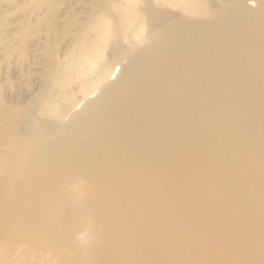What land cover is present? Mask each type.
<instances>
[{"label": "bare ground", "instance_id": "bare-ground-1", "mask_svg": "<svg viewBox=\"0 0 264 264\" xmlns=\"http://www.w3.org/2000/svg\"><path fill=\"white\" fill-rule=\"evenodd\" d=\"M19 1L0 264H264V0Z\"/></svg>", "mask_w": 264, "mask_h": 264}, {"label": "rangeland", "instance_id": "rangeland-1", "mask_svg": "<svg viewBox=\"0 0 264 264\" xmlns=\"http://www.w3.org/2000/svg\"><path fill=\"white\" fill-rule=\"evenodd\" d=\"M64 9H65V7L62 8V10H64ZM0 13L4 14L6 16L7 24L12 23V24H14V26H16L18 24V22H20L24 16V6L19 0H0ZM25 21L29 27L32 25L34 18L32 16H30ZM34 31L39 36L43 35V31H41V30L34 29ZM29 52L33 57L30 66H28L27 68H24L20 64H14L9 68L3 66L1 69V72H0V76H2L0 82L8 81V82L15 83V88L13 87V89H14L13 93L16 94L18 97L21 96L22 93H21L20 89H18L17 86L25 84V81L22 82L23 79L21 77V73L24 70H28V72H33L34 70H38L37 72L39 73L43 69V65H44L43 43L39 39L38 36L37 37L32 36L30 43H29ZM116 72L117 71H115L114 74H112L110 78L114 79ZM32 85L34 88L30 89V91H29L30 94H31V92H33V90L35 88L38 87L39 81H37L34 78ZM72 91H75V90H72ZM92 96H94V94H92ZM82 102L83 101L80 100L79 105H81ZM79 105H78V107H79ZM17 129L21 130V124L17 126Z\"/></svg>", "mask_w": 264, "mask_h": 264}]
</instances>
